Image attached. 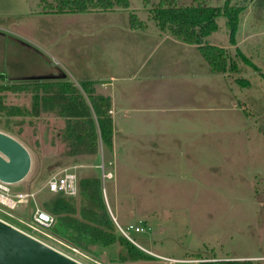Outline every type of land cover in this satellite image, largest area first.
<instances>
[{"label":"rangeland","instance_id":"374dc122","mask_svg":"<svg viewBox=\"0 0 264 264\" xmlns=\"http://www.w3.org/2000/svg\"><path fill=\"white\" fill-rule=\"evenodd\" d=\"M39 1L0 0V130L31 157L25 178L11 190L37 192L35 201L12 210L16 218L0 216L84 264H198L196 253L264 264V0H231L245 5L233 29L224 13L215 16L216 27L203 40L227 48L228 67H235L214 72L195 45H155L146 36L125 48L134 43L121 35L130 29V13L147 22L140 32L163 33L148 10L157 0L65 13L44 12ZM225 1L209 0L218 7ZM135 69L134 80L116 84H128L129 105L138 106L115 117L112 146L97 134L94 152L79 142L70 153L69 116L59 114L51 91L42 99L40 83L66 81L82 93L86 79L99 90L109 74ZM24 83L38 88H10ZM83 119L75 116L73 125ZM65 168L77 184L81 177L100 178L108 213L123 228L138 227L127 232L137 245L128 240L152 258H129L115 224V242L93 244L87 254L77 248L82 254L76 255L18 220H31L35 206L45 209L43 201L54 194L45 183Z\"/></svg>","mask_w":264,"mask_h":264},{"label":"trees","instance_id":"16d2710c","mask_svg":"<svg viewBox=\"0 0 264 264\" xmlns=\"http://www.w3.org/2000/svg\"><path fill=\"white\" fill-rule=\"evenodd\" d=\"M39 4L44 12L65 13L85 12L94 9L109 11L118 7L128 8L129 0H40ZM244 8L245 5L239 4L238 1L231 3V0H226L220 7L210 5L209 0H191L188 4L178 3L177 0H157L152 3L148 10L150 17L163 33L183 43L195 45L208 64L210 71L214 72L232 70L235 65L230 64L228 67L229 53L227 48L207 43L203 39L216 27L215 16L219 12L227 16L228 25L233 29L240 11ZM129 27L131 29H144L147 27V22L135 13H130ZM0 76L5 79L2 73ZM27 84L11 85L10 88L19 87L28 90L31 85L32 89L35 88L34 90L38 88L35 84ZM80 84L84 91L82 93L79 88L66 81L63 83L55 82V84L44 81L40 83L39 89L43 95V100L46 99L44 94L51 91L49 94L60 104L59 114L69 116L65 133L67 137L75 136L70 153L77 151L76 144L79 142H84L83 146L87 152H94V149L97 148L99 135L102 142L111 147L113 135L112 117L109 114V97L99 93L95 94L93 82L89 80ZM66 88L71 92L68 95H66L68 93ZM64 98L66 99L65 102H63ZM92 114L95 118L91 116ZM77 115L85 117V119L82 120V123L77 122L73 125V119ZM52 193L54 194L50 199L43 201L46 211L54 216V222L48 229L49 233L69 245L81 249L86 254L93 244L109 245L116 241L112 232L115 223L108 213L103 195H101L99 177L79 178L75 195H68L62 190ZM120 236L118 242L126 247L129 258H152L151 254L136 247L122 234ZM195 255L196 258L192 259L204 258L198 253ZM198 264H253V261L248 258H219L216 260H199Z\"/></svg>","mask_w":264,"mask_h":264},{"label":"water","instance_id":"95a60500","mask_svg":"<svg viewBox=\"0 0 264 264\" xmlns=\"http://www.w3.org/2000/svg\"><path fill=\"white\" fill-rule=\"evenodd\" d=\"M31 166L26 146L0 130V179L16 184ZM0 264H84L0 218Z\"/></svg>","mask_w":264,"mask_h":264},{"label":"built area","instance_id":"2783aa9c","mask_svg":"<svg viewBox=\"0 0 264 264\" xmlns=\"http://www.w3.org/2000/svg\"><path fill=\"white\" fill-rule=\"evenodd\" d=\"M102 175H103L102 176L103 179L111 177V175L109 173H103ZM76 178H77V176L75 175L74 172L69 171L68 169L65 168L62 171H58V173L50 175V177L47 179V181L45 183V186L47 187L48 191H50V192H59L60 190H62L64 193H66L68 195H75L77 193ZM11 184L12 183H8V182L0 179V211L4 212L9 217L16 218L15 215L13 214L12 210H14L19 205V203H29L30 200L35 201V199H36L35 194L37 192L31 191V190H29V191L19 190L17 192H13L11 190ZM31 216H32V219L29 221H24L22 218H20L18 220L24 222L32 231H37L39 233L41 232L45 236H48V238H52L56 242L65 245L74 254H76V255L82 254V252L79 251L76 247L69 245L65 241L58 239L54 235L49 233L48 229L54 222V216H52L50 213H48L45 209H43L40 206L39 207L35 206V209L33 210ZM111 217H112L115 225H117L118 228L120 229L121 233L127 239H129L131 242H133V243H135V245H137L135 241L130 239V236H128L127 232L129 229H133L134 231H136V230H138V227H135L132 224H129L128 226L123 228L120 225H118L116 218H114L113 215H111ZM0 218L5 220L6 222L12 224L8 220L4 219L3 217L0 216ZM21 230H23V229H21ZM23 231H25V230H23ZM25 232L28 233L27 231H25ZM29 235L33 236L32 234H29ZM33 237L37 238L38 240H42L43 242H45L49 246L55 248L59 252L61 251V252L65 253L66 255H69L66 252H64L63 250L58 249L55 246H53L52 244L46 242L45 240L38 238L36 236H33ZM69 256H71L72 258L77 260V258H75L73 255H69ZM155 256H160V255H155ZM161 257L166 258L163 256H161ZM185 260H190V259H185ZM201 260H203V258ZM213 260H215V259H213ZM77 261H79V260H77ZM197 261L199 262V260H197Z\"/></svg>","mask_w":264,"mask_h":264},{"label":"crops","instance_id":"0c3cea01","mask_svg":"<svg viewBox=\"0 0 264 264\" xmlns=\"http://www.w3.org/2000/svg\"><path fill=\"white\" fill-rule=\"evenodd\" d=\"M125 30H127L128 32H121V35L126 37L128 40L133 41L134 43H128V46H126L125 48L128 49L129 51H131L132 49H134V46L140 45L141 41L140 40H144L146 38V36H151V40H153L154 38L157 40L155 42V45H158L160 43H164L166 41L170 42L173 46H188L189 44L183 43L175 38L170 37V35H167L165 33L159 34L157 33L156 30H154L152 34H149L147 32H140L138 29L139 28H134V29H128V28H123ZM146 30V28H144ZM143 30V29H141ZM141 33V34H140ZM194 46V45H193ZM134 53V52H133ZM176 54V52L174 53ZM182 67L184 68L183 71H188L189 68L188 67V62L183 63ZM137 70L135 69V71H129V72H123L121 74H109V78H106V80L104 81V79H101L102 82L100 83V88L98 90L97 86L93 85V90L94 93H99L102 95H106L109 97V103H110V115L112 117V131L114 129V119L115 117H117L119 114H121L122 116H119L120 119L124 116L123 113L126 110L132 111V109L136 108V106H138V104L136 103L135 106H131L129 105V100L131 97H134V95H132L130 86H128V84H125V88H121L120 85L116 86V84L118 83V81H121L122 83L124 81H132L135 79ZM89 80V79H86ZM91 82H93L92 80H89ZM94 84V82H93ZM108 86V87H107ZM97 88V89H96ZM104 89L100 90V89ZM18 184V183H17ZM14 225V224H13ZM15 227H17L16 225H14ZM18 229H20L19 227H17ZM22 229V228H21Z\"/></svg>","mask_w":264,"mask_h":264},{"label":"clouds","instance_id":"9594fccd","mask_svg":"<svg viewBox=\"0 0 264 264\" xmlns=\"http://www.w3.org/2000/svg\"><path fill=\"white\" fill-rule=\"evenodd\" d=\"M152 255V254H151ZM154 256V255H153ZM197 260V259H196ZM204 260V259H203ZM193 262V261H192Z\"/></svg>","mask_w":264,"mask_h":264}]
</instances>
